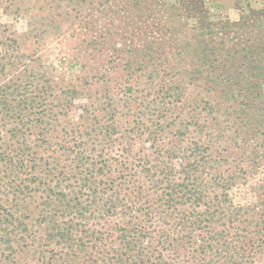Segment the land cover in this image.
I'll use <instances>...</instances> for the list:
<instances>
[{
  "label": "rangeland",
  "instance_id": "374dc122",
  "mask_svg": "<svg viewBox=\"0 0 264 264\" xmlns=\"http://www.w3.org/2000/svg\"><path fill=\"white\" fill-rule=\"evenodd\" d=\"M250 58L260 63L251 73ZM218 76L230 82L216 84ZM24 81L46 91L53 110L70 113L53 121L60 133L75 128L85 108L84 130L109 121L113 110L125 125L179 94L176 111L189 122L198 116L186 138L210 144L220 158L216 173L240 176L234 203L264 198V0H0V123L1 102L16 106ZM17 124L0 125L1 135ZM146 138L137 149L152 153ZM33 224L30 245L0 241V264H88L86 249L65 253L46 224ZM256 264H264V252Z\"/></svg>",
  "mask_w": 264,
  "mask_h": 264
},
{
  "label": "trees",
  "instance_id": "16d2710c",
  "mask_svg": "<svg viewBox=\"0 0 264 264\" xmlns=\"http://www.w3.org/2000/svg\"><path fill=\"white\" fill-rule=\"evenodd\" d=\"M200 44L206 61L209 50ZM246 66L251 73L260 63L250 58ZM222 79L212 81L230 82ZM33 87L23 82L16 106L1 102L0 125L18 124L5 137L0 132V241L30 245L35 220L65 253L86 249L88 264H256L264 252V198L234 203L230 191L240 176L216 173L220 158L210 144L186 138L198 116L189 122L176 111L181 95L165 108L133 113L125 125L113 110L90 130L83 129L85 108L75 128L60 133L53 121L70 113L53 110L46 91ZM144 137L152 153L137 149Z\"/></svg>",
  "mask_w": 264,
  "mask_h": 264
}]
</instances>
